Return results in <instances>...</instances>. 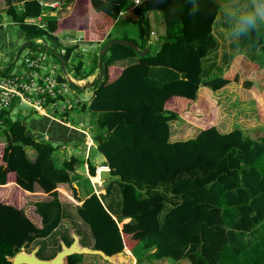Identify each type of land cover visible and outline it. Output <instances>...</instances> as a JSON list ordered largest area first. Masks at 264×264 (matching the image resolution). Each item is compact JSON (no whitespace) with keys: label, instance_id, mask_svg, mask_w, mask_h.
<instances>
[{"label":"trees","instance_id":"obj_1","mask_svg":"<svg viewBox=\"0 0 264 264\" xmlns=\"http://www.w3.org/2000/svg\"><path fill=\"white\" fill-rule=\"evenodd\" d=\"M145 1V21L139 16L141 44L133 42L142 51L148 47L147 15L160 14L165 34L159 50L151 54L149 49L148 55L141 58L125 45L111 46L96 57L101 61V74L94 81L90 102L82 106L95 117L92 135L96 151L105 159L103 166L122 178L121 182H106L105 195L99 196L94 190L85 197L80 194L79 167L87 164L90 176L100 174L98 169L96 175L97 167L90 157L81 161L65 152L62 161L56 156L59 148L51 140L36 138L26 121L12 117L15 106L0 113V185L13 186L11 180L27 192L34 193L39 187L52 198L34 204L35 213L42 219L41 227L29 219L25 209L0 203V264H12L18 253L31 252L37 240L58 229L64 208L57 188L74 183L78 186L73 187L74 197L79 202L64 188L59 191L79 205L77 217L88 226L93 249L108 256L128 251L136 264H264V137L253 139L241 129L221 133L212 126L194 139L171 142V123L181 118L166 108L174 105L184 111L198 100L202 87L218 92L234 82L251 90L253 82L244 81L239 70L233 71L241 58L247 73L263 67L254 58L240 54L232 57L226 74L209 78L214 69H208L205 61L219 49L214 26L221 8L216 0ZM91 5L101 16L92 22V30L99 34L114 25L126 10L136 14L138 10L133 0H91ZM51 11L40 0H3V13L28 41L22 52L27 48V54L36 56L35 41L42 39L52 49L41 50L61 65L54 55L61 46L56 36L59 22L48 15ZM44 14L45 28L27 23ZM239 44H252L264 53L263 23L262 31H249L241 36ZM75 47L64 48L67 62ZM129 59L137 62L120 72L116 64ZM82 69L79 63L72 70L78 81L91 76L79 78ZM254 100L261 119L264 97L258 101L254 96ZM202 103L209 116V102ZM75 134L78 138L68 142L72 149L85 145V136ZM30 152L35 154L34 160ZM86 180L92 186L89 177ZM115 187L121 199L116 219L103 199ZM88 258L73 255L67 258V264H83Z\"/></svg>","mask_w":264,"mask_h":264},{"label":"rangeland","instance_id":"obj_2","mask_svg":"<svg viewBox=\"0 0 264 264\" xmlns=\"http://www.w3.org/2000/svg\"><path fill=\"white\" fill-rule=\"evenodd\" d=\"M225 1H232V0H225ZM241 2L247 3V0H242ZM240 2V3H241ZM233 7V6H231ZM230 8V7H228ZM227 8H221L220 9V14L219 17L216 21L215 24V29L214 33L216 38L219 41V49L217 50L216 53L212 54L206 61V67L208 69L213 68L214 71L212 72L213 74L210 75L209 78H214L217 75L221 74H226L227 70L229 69L230 66V61L232 57H237L240 54L243 55H248L251 58H254L255 63L262 66L264 70V53L261 52L259 49H256L252 44H243V45H248V46H240V38H233L229 35V27L225 22V19L223 17L224 15V10ZM150 13L147 15V18L150 21V30L154 33L153 37H151L148 41V47L151 49V54H155L162 43V37L165 34V24L163 21V17L160 14L153 13V16ZM92 24V20L90 22V25ZM0 25H6L8 28L5 30L8 34H12V41L14 43H18L19 49L24 48L27 44V41L24 39H21L19 37V28L18 26L14 25L12 20L5 14L2 13L0 16ZM257 28H259L262 31V23H260ZM74 32L73 30L66 31V34ZM110 35V40H119V39H124L128 41H135L138 44H141V38H140V33H139V15L136 14L134 10H126L124 13H122L121 17L118 19V21L114 24L113 28L109 32ZM263 35L262 33H258V36L260 37ZM79 36V35H78ZM65 45L69 46L70 43L68 41H65ZM25 45V46H24ZM75 47L74 51L72 53L71 59L69 62H67V67H66V74L69 75L71 78L77 80V76L72 72L73 68L77 66L79 63L83 64V69H82V76H88L91 74L90 71H94L95 73L97 72L96 70H100L99 66V61L97 60L98 56L100 55V51L102 48L99 49H94V48H84V47ZM39 49V50H38ZM42 46L36 45V50L34 54H42L45 53L44 51L41 50ZM27 48L21 53V57L19 58V61L17 64L19 65L21 61L23 60L24 56L27 54ZM50 62L58 64L57 60L53 58V56H50ZM97 57V58H96ZM242 59V58H241ZM237 61L239 62L238 64L236 63V67L233 71L235 73L237 72L236 70H239L244 76L243 80H248L253 82V87L251 90H246L240 85L236 83H232V87L229 88L228 90H225L223 92H216L213 93L212 99L216 100L219 102V107L222 109V117L224 116L226 121H229L230 126L225 130L228 131L231 128L234 129H239V125L242 123L247 124V129L245 132L248 134L253 139H261L264 137V116H261L262 118L260 119L258 116V111L256 110V102L253 99V94L254 96L258 99L264 97V72L263 71H258V72H249L247 73V70L244 69L241 65V60ZM6 57H1L0 63L2 66H5V61ZM15 68H17V66ZM2 67V68H3ZM3 68V69H4ZM14 67L11 68V70ZM247 73V74H246ZM208 78V79H209ZM233 78V77H232ZM92 90V87L90 88ZM78 94L83 98L85 101H90V97H86V93L82 89H78ZM240 99H244V103L240 102ZM260 103V102H259ZM53 109L48 110L49 113H53ZM264 114V113H263ZM226 115V116H225ZM12 117L14 119L16 118H21L26 123L29 125V122L32 119H41L43 116H41L39 113H37L33 108L29 106H18L16 105L15 108L12 111ZM59 117V116H56ZM224 117L222 119H224ZM68 121L77 127H80L82 125V128L85 130H88L91 134L94 133L96 130V121L95 117L93 114H91L89 111H83L81 109H76L74 111L69 112L68 114ZM5 142V141H4ZM2 144V143H0ZM3 145V144H2ZM90 159L92 158V161L94 164L97 166H103L105 164V159L104 157L96 151V149H93L91 152ZM72 154H74L76 157H78L81 161H85V154H86V147L82 143L81 146L78 149H73ZM62 155L60 154V151L56 152V156ZM63 154L62 156H64ZM71 155L68 153V156ZM79 172L82 174L81 180L78 183L79 184V189H80V194L82 197H85L88 193L92 192L93 189L96 188V186H91L88 184L85 176V168L84 166L79 167ZM108 182V181H107ZM74 185V184H73ZM73 185H68L64 189L70 194L72 198L76 202H79L76 200L74 197V191H73ZM106 186V184H104ZM104 187V186H103ZM98 191L101 190L100 187H98ZM97 189V188H96ZM59 197L62 196L61 200L64 204L65 207V213H66V219L68 220L67 225L71 226L76 234L81 235L82 237H85L87 234V238L91 239L92 234L88 228L87 225L82 223L79 218L77 217L76 209L79 206L75 201L68 199L66 196H64L61 191H58ZM113 198L119 200V193L117 187L114 188L113 193H112ZM37 200H42V196L37 197ZM104 202L109 201L112 199L111 196L109 197H104ZM106 204V203H105ZM31 204L29 202L26 203V208L32 209V211L27 212V214L31 217L34 218V212L35 210L31 208ZM80 221V222H79ZM121 224V223H120ZM61 236L65 237L67 236V231L64 232H58ZM57 234V235H58ZM54 237L49 238V240L46 241V243L39 242L37 245H39V250L41 248L42 251H46L48 249V244L51 243L54 240ZM87 240V239H86ZM57 241V240H56ZM84 241H82L83 244ZM36 248V247H35ZM31 246V251L32 249H35ZM38 250V251H39ZM28 252V251H27ZM48 252H55L53 249H48ZM88 256L89 260L84 262L83 264H95L101 262L102 264H109L106 263V261H102V259L99 256H91V255H86ZM183 264H189L188 261H183ZM121 264H132L130 260L128 262H122ZM134 264L136 262L134 261ZM152 264H173L168 261H163V262H158L155 261Z\"/></svg>","mask_w":264,"mask_h":264},{"label":"crops","instance_id":"obj_3","mask_svg":"<svg viewBox=\"0 0 264 264\" xmlns=\"http://www.w3.org/2000/svg\"><path fill=\"white\" fill-rule=\"evenodd\" d=\"M40 3L44 5L45 7L51 8L52 11L48 15L56 17L59 22V29L57 31L56 36L58 37L60 41L61 46L59 50L61 52L64 51V48L75 47V46L76 47L78 46L79 48L80 47H84V48L91 47L94 49H99L105 40L111 39L109 32L111 31L114 25L109 26L108 28H106V30H104L100 34L95 33L92 30V24L90 25L91 20L92 22L96 19L100 20L101 16L94 11L91 5V0H40ZM0 8H3L2 0H0ZM46 15L47 14H44L40 17H37L36 19L35 18L29 19L30 20L29 22L31 23V21L37 20L38 22L45 23L44 17ZM151 15L153 16V13ZM7 28L8 26L6 28L0 29V60H1V57L3 56L6 57V60H4L5 66H9V65L10 66L4 68L2 64L0 63V69L2 70H11V68L16 63L18 56L21 54L23 50L22 48L19 49L17 42L14 43L12 41V34L10 33L8 34L5 31ZM69 30H73L74 32L66 34V31H69ZM18 35L21 39L26 40V38H24L21 35L20 31ZM39 41H40L38 45L39 47L42 46L47 49L48 48L52 49L50 45L44 40L40 39ZM65 41H68L70 45L66 46ZM60 51H56V52L61 53ZM44 54L50 56L48 53H44ZM240 57L242 56H239V58ZM136 62H137V59H129L123 62H118L116 64L117 65L116 68L121 72L125 67L132 65ZM96 71H97L96 73L94 71H90L91 76H89L86 80L78 81L72 78L73 81H75L78 84H81L84 87V92L86 93V97H90V99L92 98L94 94V90H95L94 81L97 78H99L98 76H100V70L97 69ZM261 71L264 72L263 69ZM232 85L233 84H230L218 92H223L225 90H228L229 88L232 87ZM91 87H92V90H90ZM213 93H216V92H212L208 88L202 87L199 91L198 100L195 103L188 105L184 111H181L177 106H174V105L166 107L168 110L179 114L181 118V120H177L171 123V138H170L171 142H179V141H186L189 139H194L199 135L201 131L207 128H210L212 126L217 127V129L221 133H229L233 130L231 128L230 130L225 131L230 126V123L229 121H226L224 116H223L224 119H222L223 118L222 109L219 107V102L212 99ZM252 96L254 99V94ZM204 100L209 102L211 106L210 107L211 113L209 116L205 114V111L202 108V104H203L202 101ZM88 102L90 101L83 100L81 106L77 109L82 110L83 104L88 103ZM240 102L244 103L245 101L244 99H240ZM65 119L68 123H70L68 121V117H65ZM70 125L71 126H68V125L66 126L59 122L52 121L46 117H42L39 120L32 119L29 122V126H30L32 134L38 139L43 138L46 140H51L55 144L54 146L59 148L58 151H60V154L62 153V155L65 154V152L72 154L73 149L69 146L68 142H69V139L78 138L76 137L78 135L75 134V132L83 134L81 131L76 129L77 126H74L71 123ZM247 126H248L247 124L242 123L241 125L237 127H239V129L245 132V130L247 129ZM62 155H59L57 157H59L60 160L63 161L65 155L64 156ZM30 159L31 160L35 159V154L33 152H30ZM85 159H86V156H85ZM95 166L97 167V169H100V173L102 171L107 170V166H97L96 164ZM84 168H85V176L89 177V179H91L90 181H92L93 183L98 184V186H96L97 189L96 188L93 189L94 192L99 196L105 195L106 191H105L104 184L106 183L102 184V179H101L100 174H99V177H96V176L92 177L89 175L87 164L85 165ZM77 173L82 175L79 172V170ZM10 182L13 183V186H9L8 185L9 183L3 186L0 185V203L12 205L19 209H25L26 203L29 202L32 205L31 208L35 210L34 204L36 202L50 201L52 199L49 195L42 193L39 187H36V192L31 193V192H27L21 189L13 181L10 180ZM66 186L68 185L67 184L59 185L57 188V191H59L60 188H65ZM73 187L75 189H78V186L76 183H74ZM98 187H100L101 190L98 191L99 189ZM38 192H41L42 195H36ZM40 196H42V200H37L36 198ZM110 196L112 197V199L109 200L108 202L105 201V203L109 207V209L112 211L113 217L116 219V216L120 214L121 199H120V196H119V200L113 198L112 194ZM61 198L62 196L59 197L60 201L62 202ZM63 208H64V219L62 220V223L60 224L58 229L51 236L44 238V239H39L32 245L33 248L35 247L39 248L40 246L37 245V243L39 242L46 243V241L49 240V238L55 236L54 240L48 244V249H53L55 250V252H48V249H46V251H42L40 248V250L38 251V255L40 259H43V260L53 259L57 255V253L61 250V244H60L61 240H63L64 242L66 241V243H70V244H72L73 242V239L71 237V231H74V230L70 228L71 226L67 225L68 220L66 219L64 204H63ZM33 214H34V218H31L28 214L27 216L29 217V219H31V221L36 226L41 227L42 226L41 217L37 215L35 212ZM127 220L128 222L130 221V219H127ZM125 221L126 220H124L123 222ZM60 231L61 232L67 231L68 235L63 237L60 234H58V232ZM77 235L80 238V244L82 246L92 248V249L94 248L93 237H91V239H88L87 234L85 237H82L79 234ZM82 241H84L83 244H82ZM125 255H126V258L119 257L120 264L122 262H128V260H130L132 264H134V261L136 262V259L132 255V253L125 251ZM95 264H102V263L101 262L97 263L96 261Z\"/></svg>","mask_w":264,"mask_h":264},{"label":"built area","instance_id":"obj_4","mask_svg":"<svg viewBox=\"0 0 264 264\" xmlns=\"http://www.w3.org/2000/svg\"><path fill=\"white\" fill-rule=\"evenodd\" d=\"M133 1L135 8L142 4V0ZM2 13L3 8H0V16ZM29 21H27L29 24L41 28L46 27L45 23L37 20L31 21V23ZM6 27V25H0V29ZM153 35L154 33L151 31L150 38ZM39 40H36V45H39ZM64 53L65 51L61 52L62 55ZM19 58L20 55L12 70L0 69V113L16 105L29 106L43 117L71 126L66 121L65 115L81 106L83 99L78 94L77 88L84 90V87L73 81L66 72H63L60 64L50 62V56L44 53L36 56L27 54L18 65ZM16 65H18L17 68H15ZM49 108L54 110L53 113L48 112ZM76 129L85 136V156L88 160L91 156L90 152L97 149V145L93 135L83 129L82 125ZM91 183L93 186H98L92 181ZM25 211L27 214L32 209L25 208Z\"/></svg>","mask_w":264,"mask_h":264},{"label":"water","instance_id":"obj_5","mask_svg":"<svg viewBox=\"0 0 264 264\" xmlns=\"http://www.w3.org/2000/svg\"><path fill=\"white\" fill-rule=\"evenodd\" d=\"M242 0H235V4H239ZM146 1L143 2L137 10V14L141 16L142 21H145V16L142 12V9L145 5ZM216 4L220 8H228L231 6H234L233 0L232 1H225V0H216ZM264 25V22H262ZM150 39V30L148 29L146 32V40L148 41ZM114 45H125L131 49H133L139 57H145L149 53V47H146L143 51L140 50L136 44L132 41L119 39V40H110L108 41L101 49L100 55L107 52V50ZM23 49V48H22ZM21 49V50H22ZM50 49V48H48ZM54 55L60 60L61 62V69L63 72H66L67 67V60L65 59L64 55L61 53L54 52ZM99 66L101 67V61H99ZM101 74V70H100ZM99 171L97 169L96 174H98ZM102 184L106 183L107 181L111 179H118L120 182L122 181V178L120 176H113L111 174V170L109 167H107L106 171H102L100 173ZM122 229V228H121ZM71 237L73 239V242L71 245H67L63 240L60 241L61 244V250L57 253V255L51 259V260H43L40 259L37 256L39 248L33 249L31 252H27L26 250H22L20 253H18L12 260V264H67V258L73 255H91V256H99L104 261H106L109 264H120L118 261L119 255H125V252L121 254H114L112 256L106 255L103 251L92 249L88 247H84L80 244V238L79 236L74 232L71 231Z\"/></svg>","mask_w":264,"mask_h":264},{"label":"clouds","instance_id":"obj_6","mask_svg":"<svg viewBox=\"0 0 264 264\" xmlns=\"http://www.w3.org/2000/svg\"><path fill=\"white\" fill-rule=\"evenodd\" d=\"M224 10V19L229 27V35L239 38L254 30L264 22V0H247Z\"/></svg>","mask_w":264,"mask_h":264},{"label":"bare ground","instance_id":"obj_7","mask_svg":"<svg viewBox=\"0 0 264 264\" xmlns=\"http://www.w3.org/2000/svg\"><path fill=\"white\" fill-rule=\"evenodd\" d=\"M119 257H121L120 255L118 256V261H119Z\"/></svg>","mask_w":264,"mask_h":264}]
</instances>
